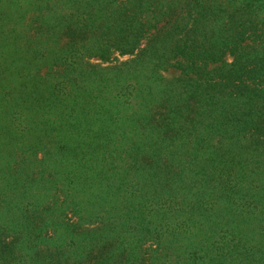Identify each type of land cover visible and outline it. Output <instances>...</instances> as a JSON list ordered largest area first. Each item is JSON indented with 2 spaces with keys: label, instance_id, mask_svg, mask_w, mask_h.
I'll return each instance as SVG.
<instances>
[{
  "label": "trees",
  "instance_id": "trees-1",
  "mask_svg": "<svg viewBox=\"0 0 264 264\" xmlns=\"http://www.w3.org/2000/svg\"><path fill=\"white\" fill-rule=\"evenodd\" d=\"M59 1L0 0L2 26L5 22L10 24L9 19L19 23L30 11L44 12L43 35L29 47L31 57L16 58H23L25 65L15 67L12 73L20 76L19 73L25 71L32 73L35 67L40 70L46 62H52L51 68L64 62L68 65L65 73L68 76L79 68L84 56L107 59L114 51L134 54L147 39L148 45L140 50L144 62H138L140 71L132 79L144 81L154 74V83L145 86L141 82L140 87L136 81L135 88L129 91L143 103L134 110L133 117H126L133 118V128L139 124L133 133L126 128L119 138L111 139L103 136L102 129L101 142L89 139L87 145L81 142L82 138L93 135L79 134L82 125L75 126L69 121L67 124L72 131L60 129L63 138L59 140L56 133L50 136L55 127L45 124L44 138L50 137L48 143L72 156L73 163L69 167L80 172L79 182L83 181L84 187L91 190L85 193L87 189L79 188L83 192L81 201L76 199L73 204L78 216L87 223L102 217V223L89 230L81 228L82 222L66 225L64 229L57 226L48 237L44 232L46 226H56L59 222L44 218L42 225L35 226L33 216H37L35 211L41 198L29 195L33 199L25 200V204L11 201L8 195L14 194L15 189L18 191L19 179L8 178L0 188L4 197L0 199V228L11 232L20 230L25 235L7 241V236L0 232V264H153L154 255L135 245V238L141 241L147 236L157 238L164 248V252L154 251V259L164 264H264V247L250 243L252 231H247L245 237L241 235L244 232L242 221L232 227L224 226L227 223L215 227L213 237L191 238L192 226L201 224L202 219L213 220L214 213L206 211L214 209L216 203L208 207L207 201L212 196L209 189L200 188L196 183L188 184L187 179L191 173L196 179H214L217 184L212 187H220L221 195H226V188L221 187L227 185L232 170L239 169L238 175L235 174L237 186L255 175L252 172L251 176L247 169L250 157L246 153L264 154V0H213L209 4L191 0L197 13L191 22L186 23L188 20L184 17L173 24L162 25L140 18L143 11H154L152 3L145 0L117 7L109 5L111 1L107 0L99 5H93L92 0H87L88 3L65 0L64 12H59ZM158 1L152 0L153 3ZM13 29L16 32L17 29ZM14 36L18 39L20 35ZM3 44L0 40V47ZM12 52H19L17 41L13 43ZM38 53L46 59L36 57ZM228 54L233 56L232 61H227ZM172 60L175 63H171ZM213 64L216 66L212 67ZM171 66L190 76L164 82L160 69ZM125 71L118 69L109 78L110 82L115 83ZM192 74H197V78ZM31 75L35 79L39 77ZM80 77L74 76L75 84H79ZM55 83L45 80L40 85L46 87L41 89L37 84L36 91H48L54 96ZM14 90L2 80L0 103L15 100ZM83 98L85 104L91 102L89 95ZM164 106L170 108L162 113L160 109ZM79 113H84V109ZM8 114H11L12 124L21 122L17 111L8 110ZM108 114L115 115L116 111ZM87 124L92 127L91 121ZM124 126L123 122L122 130ZM167 133L178 146L179 141L190 137L189 145L194 142L193 148L181 145L180 152L172 150L167 156L162 151L163 147L170 146ZM106 139L116 140L118 150L108 151L110 156L115 152L114 162L101 171L97 165L89 166L84 159L96 163L104 161ZM195 187V195L200 196L198 200H191V205L198 206L181 218L178 226L172 227L166 215L179 211L185 197ZM240 187L237 192H241V197L264 201L261 194L264 185L260 182L248 190ZM180 191V195L175 196ZM6 202L10 208L5 209ZM50 210L47 209V213ZM222 211H216L215 219L222 217ZM167 232L169 235L165 236ZM217 235L219 238L213 240ZM44 242L53 247L38 250L37 246ZM24 247L26 251L20 254Z\"/></svg>",
  "mask_w": 264,
  "mask_h": 264
},
{
  "label": "rangeland",
  "instance_id": "rangeland-1",
  "mask_svg": "<svg viewBox=\"0 0 264 264\" xmlns=\"http://www.w3.org/2000/svg\"><path fill=\"white\" fill-rule=\"evenodd\" d=\"M64 1L65 0H60L58 3V5H60L59 12L66 11ZM102 1L103 0H92V4L99 5ZM107 1H111L109 5L113 7H117L121 4L124 6H132L134 3H138V0ZM148 1L145 0L146 3H152L154 7H151L154 11L147 9L140 14V18L147 22L151 20L153 23L159 25L165 24L166 22L173 24L180 18L186 17V20H188L186 23H189L192 21L193 16L197 15L194 6L190 3L191 0H159L157 3H153L152 0ZM192 1L202 4L213 3V0ZM84 3H88V1L84 0ZM146 6H148V4ZM10 8L11 10L14 9V5ZM43 14L44 12H38V10L33 12L30 11L25 19L21 20L19 23L18 21L15 22L13 19H9L10 24L5 22L4 26L0 25V40L4 43L0 47V64H2L0 66V82L3 80L6 85L14 87V94L17 97L15 100L11 101V103H0V188L4 187L6 179L12 178L13 180L15 177H18V191L15 189V191H13L14 194L10 193L8 195L11 201L14 200L25 204V200L33 199L30 196L35 195V198L39 196L41 201L37 200L39 205H37L38 209H35L37 216H33L34 225H42L44 223V218L59 222V224L54 223L56 226H46L44 232H47L46 236H51L54 228L59 227L64 229L66 225L78 224L79 222H82L80 226L83 229L89 230L95 228L101 225L103 218L99 217L95 219L96 221L94 223H87L78 216L73 204L76 199L81 201L80 195L82 191L80 192L79 188H84V190L87 189L85 193L91 192V190L84 187L83 181L79 182L80 177H82L79 175L80 172H76L74 168L71 170L69 167L71 166V162L73 163L72 156L67 155L65 153L66 150H59L48 143L47 140L49 141L50 137L44 138L45 124L51 123V126L53 125L55 127L54 130H51L54 133H51L50 136H55L56 133L59 140L63 138V136H60L63 134L59 132L60 129H65V131L68 132L72 131L71 126L67 124L69 121L74 122L75 126L82 125V127H79L81 129L79 134L89 133L93 135L82 138L81 142L85 141L87 145L89 139H91V142H94V140L101 142L99 133H101L102 129L103 133H105L103 136L111 139L119 138L118 136L125 131L126 128L128 132L133 133V130L137 128L139 124L133 128V118L128 119L126 117L132 116L134 110L143 103L141 99L136 98V96L129 91L135 88L136 81L137 85L140 87L141 82H143L145 86H150L154 83L155 77L154 74H152L148 80L142 81V79H132V77L138 76L140 71L138 68L141 67L140 63L144 62V60H142L144 56L141 55L140 50L143 47L146 48L148 45L147 39L142 41L140 50H136L134 54L123 55L119 51H114L107 59H102L100 56H84L79 68L72 71L68 76L65 75L68 71V65L64 62L56 64L53 68L50 66L52 62H46L43 63L40 70H37L38 68L35 67L32 73L25 71L19 73L20 76H18V73H12L15 67L25 65V60L23 58L21 60L16 58L20 55H24L26 58L31 57L32 52L29 47L33 45L38 37L43 35L44 27L41 26ZM262 14L264 13L262 12ZM184 20L185 19H182L183 22ZM13 28L17 29L16 32ZM24 34H26V37H24ZM14 35L20 36L17 39ZM180 35L183 36V33ZM5 39L7 40L4 42ZM15 41H17V45L19 46L18 53L12 52L13 43ZM51 44L56 45V43ZM36 57L42 58L40 53H38ZM226 59L227 61H232L233 56L228 54ZM171 63H175V61L172 60ZM211 66L215 67L216 65L213 64ZM120 68L126 70L125 74L112 84L109 78ZM101 69L105 71L100 72ZM31 74H37L39 76L38 79L33 78ZM76 75L81 76L79 84H75L76 81L74 76ZM160 75L164 82L190 76L175 66H171L167 69H160ZM192 75L197 78V74ZM84 76H87V78L82 80ZM48 79L56 82V95L54 96L49 95L48 91H36V85L39 84V87L41 86V89H43L46 86L40 84H43L44 81ZM23 81L26 83L23 84ZM84 95H89L90 103H84ZM125 105L128 107H125ZM43 106L46 107L43 109ZM169 108L170 107L164 106L160 111L164 113L168 111ZM83 109L84 113H79ZM8 110L10 112L17 111L18 115L22 117L20 120L21 122L17 121L12 124L10 121L11 114H8ZM112 111H116V114L111 116L108 113ZM89 121H91L92 124L91 128H89L87 124ZM123 122L125 126L122 130L121 126ZM136 131L137 130H135V132ZM66 137L68 138L69 136ZM166 137L170 146L163 147L162 151L165 152L167 156L170 155L172 150L180 152L179 146L181 145L190 149L193 148L194 142L192 145H189L190 137L179 141V146L173 142L170 134L167 133ZM115 141L107 139L104 141L106 150V159L104 161H100L99 163L89 159H84V161L89 166L97 165L99 170L104 171L110 165V162H114L115 152L111 153L110 156L108 151L118 150L115 148ZM23 149L25 150L22 153ZM101 149L104 150L102 147ZM251 154L250 152L246 153V155L250 157V165L247 166V169L251 171V176L254 174L252 172H255V175L254 177L244 179L243 185H240L247 190L251 185L259 182L264 185V163L262 164V161H264V154H254L253 156ZM72 167L74 166L72 165ZM85 167L88 168L87 166ZM83 171L89 172L88 169H83ZM238 171L239 169L232 170L233 174L229 175L227 185L221 187L222 189L226 188V195H221L220 187H212V185L217 184V181L214 179H196V177L193 178L192 173L190 177H187L189 180L188 184L196 183L200 188L209 189L212 196L211 198L209 197L207 201L208 207L216 203L214 209L206 211L214 213L213 220L210 218L202 219L201 224L195 227L192 226L194 233H190L191 238L201 239L204 236L206 238L213 237L216 235L212 233V229L215 227H222L225 223L227 224L224 226L232 227L236 222L242 221L244 224H242L244 232L241 235L245 237L247 231H252L250 243L253 246L258 245L259 247H264V201L261 200L258 202L257 200L254 201V199H248L246 196L241 197V192H237L241 187L236 185ZM42 172L44 174H42ZM42 176L44 177L42 178ZM204 177L207 178L206 176ZM139 178L141 179V177ZM249 179L253 181L251 182ZM74 180L75 182H73ZM201 181L203 182L202 184H200ZM196 189L195 187L194 190L188 193L187 197L184 199L185 202L178 208L179 211L174 210L172 213L170 212L166 215V217L170 219V225H172V227L178 226V221L185 215L190 214L198 206L191 205V200H198L200 196L195 195ZM180 193L181 191L175 194V196H179ZM261 194H264V187L262 188ZM0 199H4L1 192ZM7 202L5 209L10 208ZM47 209H51L49 213H47ZM218 210H223L224 212L222 211V217H217L215 219L217 216L216 211ZM7 213L9 212L6 211V214ZM251 217H253V219H251ZM214 220H219L221 224H216ZM0 232L7 236L5 238L7 241L25 235V233L20 230L11 232L10 230L0 228ZM166 235L168 236L169 232H167L165 236ZM218 238L219 235L215 236L213 240ZM189 242L190 240H188V243ZM135 245L137 249L143 252L147 251L151 253V255H154L152 259L153 264H164L162 261H159V259H154L155 250L159 249L161 252H164V248L160 246V242L157 238L147 236L145 240L141 241L135 238ZM49 247H53V245L44 242L38 245L37 249L42 250L48 249ZM25 251L26 248L24 247L20 254H23ZM145 256L148 262L149 255L146 253Z\"/></svg>",
  "mask_w": 264,
  "mask_h": 264
}]
</instances>
